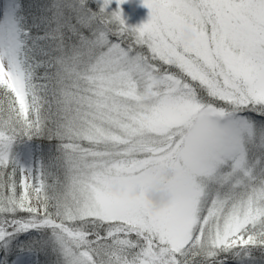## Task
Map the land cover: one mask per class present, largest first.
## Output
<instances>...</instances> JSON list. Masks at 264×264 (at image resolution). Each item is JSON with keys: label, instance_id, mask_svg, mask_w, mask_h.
<instances>
[{"label": "snow or ice", "instance_id": "6c2138e0", "mask_svg": "<svg viewBox=\"0 0 264 264\" xmlns=\"http://www.w3.org/2000/svg\"><path fill=\"white\" fill-rule=\"evenodd\" d=\"M128 2L0 4V264H264V0Z\"/></svg>", "mask_w": 264, "mask_h": 264}, {"label": "rangeland", "instance_id": "374dc122", "mask_svg": "<svg viewBox=\"0 0 264 264\" xmlns=\"http://www.w3.org/2000/svg\"><path fill=\"white\" fill-rule=\"evenodd\" d=\"M121 7L126 23L130 26H138L148 19L149 10L142 6V0H129ZM113 8H115V4H113Z\"/></svg>", "mask_w": 264, "mask_h": 264}, {"label": "clouds", "instance_id": "9594fccd", "mask_svg": "<svg viewBox=\"0 0 264 264\" xmlns=\"http://www.w3.org/2000/svg\"><path fill=\"white\" fill-rule=\"evenodd\" d=\"M166 175L168 177H171L172 173L169 171L168 173H166ZM148 198L153 204L160 206V205L167 202V200L169 199V196L162 189V187L158 186V187L149 191Z\"/></svg>", "mask_w": 264, "mask_h": 264}, {"label": "bare ground", "instance_id": "6f19581e", "mask_svg": "<svg viewBox=\"0 0 264 264\" xmlns=\"http://www.w3.org/2000/svg\"><path fill=\"white\" fill-rule=\"evenodd\" d=\"M3 3V0H0V4H2Z\"/></svg>", "mask_w": 264, "mask_h": 264}, {"label": "trees", "instance_id": "16d2710c", "mask_svg": "<svg viewBox=\"0 0 264 264\" xmlns=\"http://www.w3.org/2000/svg\"><path fill=\"white\" fill-rule=\"evenodd\" d=\"M36 143H39V142H36Z\"/></svg>", "mask_w": 264, "mask_h": 264}]
</instances>
